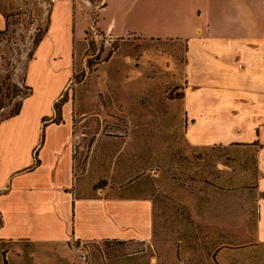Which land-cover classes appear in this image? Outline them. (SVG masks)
<instances>
[{
  "label": "crops",
  "instance_id": "1",
  "mask_svg": "<svg viewBox=\"0 0 264 264\" xmlns=\"http://www.w3.org/2000/svg\"><path fill=\"white\" fill-rule=\"evenodd\" d=\"M100 1L96 25L111 40L134 36L182 48L180 128L187 147L255 149L254 156L239 159L244 165L238 171L223 162L214 167L206 156L204 169L185 163L175 169L187 179L175 193L172 222L180 228L182 258L191 254L192 240L184 228L193 221L220 228L223 234L235 228L243 245L238 250L224 248L221 264H264V0ZM26 2L44 7L48 22L27 68L31 93L18 115L0 123V243L25 247L74 240H152L154 201L120 197L115 190L148 171L142 169L145 162L134 157L146 151L124 149L109 155L113 142L97 141L84 163L75 149L69 103L63 107L64 121H53L56 105L72 81L76 30L83 36L85 9L93 1L0 0V32L7 28V15ZM248 79L255 86L248 85ZM166 174L163 168L160 179ZM224 176L247 186L232 189L221 179ZM161 186L159 181L160 191ZM198 193L204 198L197 199ZM166 210L158 209L164 213V242L171 225ZM178 210L190 218H178ZM208 255L199 256L204 263L198 264H210Z\"/></svg>",
  "mask_w": 264,
  "mask_h": 264
},
{
  "label": "rangeland",
  "instance_id": "2",
  "mask_svg": "<svg viewBox=\"0 0 264 264\" xmlns=\"http://www.w3.org/2000/svg\"><path fill=\"white\" fill-rule=\"evenodd\" d=\"M92 1L85 9L83 36L80 28L76 30L72 81L56 105L57 115L53 121H64L63 107L69 103L68 116L76 133L75 149L84 163L89 161L97 141L113 142L109 155L124 152V149L133 150V153L146 151L134 157L144 161L142 169L148 171L139 172L125 188L115 190L120 197H149L154 201L153 239L148 242L105 240L89 243L74 240L68 244L25 247L0 243V264H198L204 263L199 256L205 252L212 254L222 247L238 250L243 241L237 239L235 228L223 234L220 228H206L189 221L192 224L184 228V235L192 240L191 254L182 258L177 241L181 239L180 228L172 226V222L175 193L182 185L180 182L187 179L175 169L181 163L192 169L200 166L204 169L206 156L214 167L217 162H223L238 171L237 167L244 165L239 163V159L254 156L255 149L236 152L216 147L201 151L187 147L184 131L180 128L184 123L180 104L184 64L182 48L179 51L174 43L134 36L111 40L96 25L103 3ZM36 5L37 8L35 4L26 2L8 14L7 28L0 32V123L11 118L31 93L26 84L27 68L48 22L45 8L39 3ZM246 81L251 87L255 86L253 79ZM165 125H168L167 130H159ZM142 127L146 129H140ZM161 150L162 154L159 153ZM120 161L119 158L118 164ZM211 164L207 163L208 168ZM163 168L167 174L160 179ZM205 178L203 175L201 180ZM221 179L233 186L232 177ZM245 186L238 182L236 187ZM193 190L197 192L195 188ZM200 197L204 198V195L198 193L197 199ZM158 207L166 208L170 213L171 225L167 227L169 222H165L168 242L161 238L164 213H158ZM177 212L178 218H190L186 211L182 215L180 210ZM201 251L203 254L199 253ZM209 262L218 264L215 257Z\"/></svg>",
  "mask_w": 264,
  "mask_h": 264
},
{
  "label": "trees",
  "instance_id": "3",
  "mask_svg": "<svg viewBox=\"0 0 264 264\" xmlns=\"http://www.w3.org/2000/svg\"><path fill=\"white\" fill-rule=\"evenodd\" d=\"M29 96V95H28ZM27 96V97H28ZM20 109H21V107L19 108V110H17L16 112H15V114L12 116V117H14V116H16V115H18L19 113H20ZM231 184V183H230ZM230 184H228V186L230 187ZM237 184H238V181H236V180H233L232 181V187H230V188H232V189H235V187L237 186ZM224 248H226V247H222V248H219V249H217V251L216 252H214L213 253V257L211 258V256L210 255H208L209 256V258H207V261L209 262V259H211V260H213V258L215 257L216 258V260H217V263L218 264H221V259L219 258V256H220V252L224 249ZM228 249V248H227ZM210 263V262H209Z\"/></svg>",
  "mask_w": 264,
  "mask_h": 264
}]
</instances>
